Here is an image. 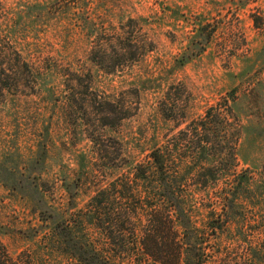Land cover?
Returning a JSON list of instances; mask_svg holds the SVG:
<instances>
[{
	"label": "rangeland",
	"instance_id": "374dc122",
	"mask_svg": "<svg viewBox=\"0 0 264 264\" xmlns=\"http://www.w3.org/2000/svg\"><path fill=\"white\" fill-rule=\"evenodd\" d=\"M223 100L228 132L198 134L201 162L221 156L218 185L185 190L197 195L181 264H264V0H0L6 256L78 264L73 247L97 238L81 221L91 198L156 148H172L174 177L202 173L187 126Z\"/></svg>",
	"mask_w": 264,
	"mask_h": 264
},
{
	"label": "trees",
	"instance_id": "16d2710c",
	"mask_svg": "<svg viewBox=\"0 0 264 264\" xmlns=\"http://www.w3.org/2000/svg\"><path fill=\"white\" fill-rule=\"evenodd\" d=\"M223 103V107L209 108L198 122H190L187 134L189 132L192 138H184L194 150L190 152V157L197 162L196 169L204 166L207 168L192 179L176 178L172 175L175 169L172 148L165 146L162 149H153L149 153L148 161L135 164L131 173L123 178L120 184H112L111 192L109 189L100 190L91 198L81 221L97 238L91 240L86 237L76 243L73 247L76 253L75 262L181 264L180 252L182 245H185V230L190 221L186 213L191 206L194 207L197 195L193 193L188 196L185 190L193 186L199 189L197 193L207 195L209 189H215L213 187L218 185L214 173L221 171L219 166L222 164L219 155L208 156L214 158L206 163L201 162L200 156L206 154L205 148L209 142L207 138L205 141L200 139L198 134L206 136L214 126H222L224 133L228 132V126L232 123V110L227 106V100H223ZM166 117L170 118L167 114ZM198 151L199 153H196ZM198 165H201L200 168ZM232 188L233 185L230 186L231 190ZM230 189L225 192L216 191L214 197H208L204 208L209 214L216 212V206L221 205L222 209L226 207ZM145 211L149 213L146 214V223L142 226L145 230L139 233L135 225L136 222L142 221L141 213ZM171 212L178 216H170ZM209 228L216 229L212 225ZM55 235L60 241L62 233L58 231ZM0 264H19L6 256L1 244Z\"/></svg>",
	"mask_w": 264,
	"mask_h": 264
}]
</instances>
